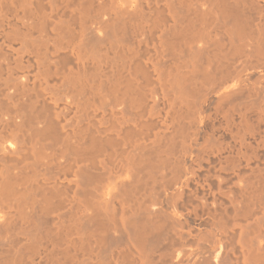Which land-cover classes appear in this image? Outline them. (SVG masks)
Returning a JSON list of instances; mask_svg holds the SVG:
<instances>
[{"label": "bare ground", "instance_id": "1", "mask_svg": "<svg viewBox=\"0 0 264 264\" xmlns=\"http://www.w3.org/2000/svg\"><path fill=\"white\" fill-rule=\"evenodd\" d=\"M0 264H264V0H0Z\"/></svg>", "mask_w": 264, "mask_h": 264}]
</instances>
